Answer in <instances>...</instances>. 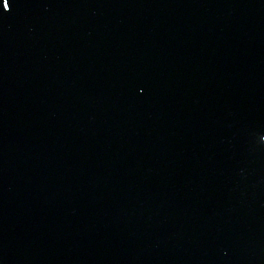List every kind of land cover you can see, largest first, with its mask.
I'll return each instance as SVG.
<instances>
[{"label":"water","instance_id":"1","mask_svg":"<svg viewBox=\"0 0 264 264\" xmlns=\"http://www.w3.org/2000/svg\"><path fill=\"white\" fill-rule=\"evenodd\" d=\"M0 264H264V0H0Z\"/></svg>","mask_w":264,"mask_h":264}]
</instances>
